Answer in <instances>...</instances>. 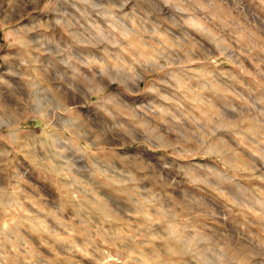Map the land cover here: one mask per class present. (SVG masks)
<instances>
[{
  "label": "clouds",
  "instance_id": "obj_1",
  "mask_svg": "<svg viewBox=\"0 0 264 264\" xmlns=\"http://www.w3.org/2000/svg\"><path fill=\"white\" fill-rule=\"evenodd\" d=\"M38 2L47 9L52 0H0V16L23 18L22 9ZM202 3L119 0L99 12L106 26L89 18L84 29L87 35L77 36L83 25L75 13L88 17L93 0H55L49 17L32 16L26 23L13 26L7 48L15 51L4 52L0 45V61L9 65L7 74L18 78L15 86L9 83L7 97L0 94V121L5 122L0 126V140L11 145V150L0 149V158L18 150L45 172L54 171L46 166L50 157L44 154L51 152L53 145L38 141L35 132L22 127L34 112L35 93L42 90L53 101L49 118L60 114L58 128L60 121L71 120L75 129L65 131L73 140L83 129L89 137L88 145L97 148L93 155L98 157L91 161L90 175L85 177L94 188L70 171L62 173L59 182L71 181L82 194L69 196L64 208L53 207L75 216L100 205L111 203L117 208L127 204V215L136 217L135 231L130 235L123 230L117 232L116 225L107 232L101 229L97 240L89 233L91 243L85 244L86 252L91 248L103 257L104 250L98 243L106 242L111 248L124 246V253L118 250L117 254H126L134 264H264V93L250 91L248 99L237 95L240 107L226 109L234 114L231 118L219 112L212 119L206 113L197 118L184 110L179 97L167 91L173 88L172 83L145 79L148 73L190 63L185 44L156 47L149 42L146 49L132 42L124 44L133 37L166 35L172 28L183 31ZM243 5L244 0H233L228 13L232 23L227 26L225 42L231 41L229 47L236 45L232 50L241 67L247 57L264 68V18L250 14L253 18L248 20ZM165 9L181 15L176 18ZM209 16L201 22L204 30L210 31L211 25L224 31L217 16ZM49 49L55 58L41 60ZM181 51L189 59L173 64ZM65 68L70 71L65 72ZM43 75L54 87H44ZM170 79L177 85L182 83L177 76ZM0 83L7 82L0 77ZM142 93L149 95L143 100L129 99ZM89 104L91 111H85ZM225 134L244 143L250 153L246 162L241 164L239 154L230 147L216 148L226 143ZM101 144H147L157 152L169 153L171 158L159 155L156 163L139 151L104 153ZM240 173L257 183H239ZM26 175V170L15 169L8 184L0 183V206L11 200L23 207L21 201L28 198L23 189ZM112 215L125 229L128 227L116 213ZM26 228L23 220L6 230L0 228V264H20V252L27 249L20 233ZM72 246L78 247L74 242ZM97 264H103V259ZM124 264H128L127 259Z\"/></svg>",
  "mask_w": 264,
  "mask_h": 264
},
{
  "label": "rangeland",
  "instance_id": "obj_2",
  "mask_svg": "<svg viewBox=\"0 0 264 264\" xmlns=\"http://www.w3.org/2000/svg\"><path fill=\"white\" fill-rule=\"evenodd\" d=\"M119 3V0H93V6L88 8V17H83L79 13H75L79 24L83 28L76 33L77 36L87 35L84 29L88 28V19L95 21L101 26H106V22L99 14L107 8ZM55 0L47 9L43 3L32 4L22 9L23 18L5 14L0 16V45H3L4 52H12L15 49H8L10 33L13 26L20 23H26L32 16L49 17L51 8L55 7ZM8 5L5 4V8ZM244 16L248 20H252V15L264 18V3L261 0H244ZM131 8V5H128ZM233 8V0H203L199 10L192 20L190 26L186 25L184 30L180 28H172L171 32L158 37H140L130 38L124 41V44L132 42L141 45L146 49L150 42L153 46L159 47L165 44L176 45L183 42L185 44L184 51H188L190 63H186L184 67H170L164 72H151L146 75L147 81L168 80L173 84V88L167 89L169 93L180 98L186 112L192 113L199 118L202 113H206L209 119H212L217 112L225 116L232 117L230 109L232 106L240 107V101L236 99L237 95H242L246 99L250 96V91L256 95L264 93V76L260 73L264 72V68L258 63L247 57L244 58L243 67L240 66L238 56L233 52L236 47L231 41L225 42L228 25L232 23L228 13ZM83 10V8H82ZM191 11V10H190ZM166 14L178 18L181 13L171 12L165 9ZM209 13L217 16L218 22L224 31H219L216 27L208 25L210 31L204 30L205 16ZM186 15V14H185ZM235 16L236 13L232 12ZM211 17L209 16V19ZM243 19V17H241ZM75 22V21H74ZM65 39L67 37L65 36ZM184 51L179 53L178 59H173V64H180L189 59L184 55ZM127 54V53H126ZM48 57L55 58L49 49L47 53L41 55V60ZM129 58H132L131 56ZM15 63V61H13ZM163 64L164 61L162 60ZM65 72L70 69L65 68ZM9 65L0 61V77L7 83H0V94L5 97L9 93V83L15 86L18 78L8 75ZM177 76L182 82L177 85L170 79ZM236 77V80L231 79ZM44 87L53 86L48 80L47 75H43ZM145 85L142 83L141 87ZM115 87V85L113 86ZM177 88L182 90L177 91ZM225 92L234 93V95L225 96ZM149 95L142 93L137 96H130L132 100H143ZM53 104L52 99L42 90H38L34 96V112L28 119L22 122V127L27 132H35L38 141H47L52 144L51 152L44 151V154L50 159L46 162V166H51L53 172H45L43 168L36 166L27 159L21 152L14 151L12 156L0 158V183L8 184L10 181V173L15 169L26 170L27 175L24 177L26 183L23 185L24 191L27 193V200L21 201L23 207H18L16 202L7 201L5 205L0 206V228L8 229L10 225H15L21 220L27 222V228L20 234L27 243L26 251H21L22 257L20 264H97L103 259V264H124L125 259L128 264H134L126 254L119 255L118 250L124 253V246L117 244L115 248H111L106 242L98 243V247L104 250V256L101 257L91 248L86 252L84 246L91 243L88 240L89 233L93 240H97L100 230L107 232L112 225H116V231L123 230L127 235L135 231V216L129 217L124 210L130 205L125 204L124 207L114 208L111 203L107 206H97L89 211L81 210L75 216L71 211L61 213L53 205L64 208L69 196L73 198L81 195V189L74 185L71 181L60 183L62 173L71 172V174L82 180L88 187L94 188L85 177L90 175L91 161L97 159L93 153L97 152V148L88 145L89 137L83 129L79 130V137L73 140L69 135V131L75 129V124L71 120H63L59 122L57 127V119L60 115L49 118V110ZM92 105L89 104L85 111H91ZM5 123L0 121V126ZM68 129L69 131H65ZM226 143L216 145L218 150H224L227 147L234 149L239 154L240 163L243 164L250 158L247 147L239 139L231 134H225ZM95 144V140H92ZM88 145V149L85 146ZM100 149L104 153L116 151H139L145 159L158 163L156 157L165 155L171 158L169 153L157 152L151 149L147 144L119 145L101 144ZM0 149L11 150V145L0 140ZM198 159L204 162H211L203 157ZM217 163H219L217 161ZM239 183L251 186L257 183L250 181L246 173H240L237 177ZM107 191V189H106ZM123 200V198H121ZM89 206L86 205V208ZM113 213L122 218L124 224L128 227L125 229L120 224L119 219L113 218ZM107 220V223L102 221ZM72 242L78 247L73 248Z\"/></svg>",
  "mask_w": 264,
  "mask_h": 264
}]
</instances>
